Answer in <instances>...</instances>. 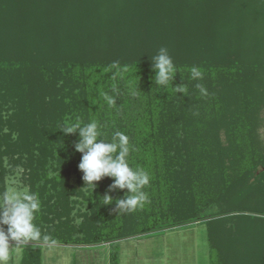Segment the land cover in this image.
<instances>
[{
	"label": "trees",
	"instance_id": "obj_1",
	"mask_svg": "<svg viewBox=\"0 0 264 264\" xmlns=\"http://www.w3.org/2000/svg\"><path fill=\"white\" fill-rule=\"evenodd\" d=\"M194 1L0 0V77L9 76V80L13 81V83L9 81L6 94L1 96V99H5V103H7L6 98L10 97L11 104L14 103L18 108L14 116L17 119L16 124L12 121L9 123V128L19 133V144H15L14 147L19 145L22 151L29 154L30 145L36 141L42 146L43 159L51 157L55 151L61 155L66 150L68 152L66 161L58 176H68L70 172L67 169V160H69L70 167L74 163H79L78 159H81L82 156L74 148L75 142L79 139V134L77 131L75 134L65 135L58 128L63 123V118L69 120L79 116L85 122L93 119L101 121L106 125V137H110L113 131H121L127 135L130 146L135 149L130 156V159L134 161L133 164H153L161 159V163L170 170L169 165L178 156L181 160L184 159L181 148L189 146L191 142L188 133L189 122L194 123L197 117V114L189 108L191 99L195 94L200 95L198 99L206 96V89L201 91L194 85L199 81L189 79L190 69L188 68L189 62L186 60V53L189 50H194V48H191L194 39L191 41L192 39L189 36L190 33L193 37L194 33L192 35L190 29L188 30V26L194 24L193 21L196 20L200 11H203V16L207 15L209 7L210 12L217 13L219 16L223 10H227V15L241 10L244 16L246 18L251 17V21L258 24L257 26H259L261 18L264 17V9L260 11L255 8V3L264 6V0ZM137 3H143L146 10H153L157 13L162 10L164 13L172 14V12H175L179 16L183 15L180 18L177 17V19L171 20L172 22H168L166 29H161L162 22L150 20V17H146L147 20H144L142 17V25L145 29L153 32L155 28L160 32H153L154 35H151L150 32L142 33L140 38L137 36V40L143 38L142 44L136 40L141 45L137 53L149 48L150 43L147 40L151 36H155L158 32L160 34L156 35L152 43L153 47L149 49L151 53L148 52L147 58L141 60L133 58L137 54L136 49H134L136 46H133L131 53L126 52L129 44H122L121 41L127 43L130 39H121L120 41L118 37L120 31L114 28L116 22L121 25L122 22L126 24L124 19L129 16V9L137 6ZM105 14L110 17V23H106L108 22L107 19L106 22L102 21L101 17H104ZM156 15L161 17L160 14ZM202 21L204 23V17ZM221 22L219 21L218 25ZM112 23L114 26H112ZM185 30L188 31V34L184 33ZM81 33L84 35L88 33L85 39L88 40L86 41L87 44H90L85 46L84 50L80 42L84 40L79 39ZM91 40L92 42H89ZM109 42L112 43V46L115 42L118 43L117 53L107 49V43ZM183 45L186 50H180ZM96 46L101 49L98 54L94 52ZM160 47L169 49V53L180 71L175 76L173 86L187 83L188 96L184 93H177V89L172 86L171 81L167 88H156L152 79L155 73L152 70L151 55L154 56ZM92 48H95V50ZM237 63L228 62L226 59L220 61L219 59L210 60L206 58V61L201 64L202 68H200L203 72L202 83L203 81L205 83L206 79L209 81L218 79L221 75H224V78H222L226 81L230 80L229 75L236 76L228 84L223 83L219 87L218 93L225 92V95H221L225 98L229 97V93L233 94L234 89H236L246 97L248 95V82L244 79L246 76L244 74L231 75L237 72L231 70L233 64L236 67ZM246 67V65H242L236 68L241 69L240 72H245ZM25 71H28L31 77L38 72L50 75V77L53 76V81L50 84H53L54 90L58 94L49 96L48 105L45 106L47 96L37 97V88L34 85L30 88L27 84L29 77L26 81H18L21 73ZM253 75L254 79L259 77ZM91 76H96L97 80L103 81L98 90L96 87V91L88 88V84L97 81L92 79ZM19 82L22 85L21 87ZM262 82L261 96L264 94V80ZM59 83H62V88L57 90V84L59 85ZM202 83L199 82V84ZM231 86L234 89H229ZM18 89L22 96H27V99L17 96ZM39 89H44V87ZM97 93H102L99 94V99H96ZM60 94L62 95L60 96L61 100L57 98ZM252 96L254 97V95ZM252 96L249 94V97L244 98L245 105L243 104V107L247 112L251 108L250 99ZM106 97L115 98L116 103L111 106L108 105ZM259 100L262 101V99ZM197 105L200 106L201 103L197 102ZM38 108L40 111L36 114L35 109ZM25 119L27 122L24 124ZM245 123H248V120ZM179 125L182 126L181 129ZM1 133L0 126V176H4V159L12 153L13 145L10 143L11 136L9 134L1 135ZM245 134L247 136L246 143L252 149L251 152H257L251 162L250 169H256V165L264 166V145L251 134L249 128L245 129ZM243 135L241 134V139H243ZM215 137L217 136L215 135ZM155 144L161 149H169V145L172 149L178 150V156L174 157L169 152L164 156L163 154L160 156L157 154L156 148L153 147L156 146ZM234 147L236 148L235 144ZM218 148H220V145ZM73 152L76 154L74 155ZM54 156L56 157V155ZM59 178L53 180L52 186L54 189H57L60 182ZM103 182L110 185L107 178L103 179ZM31 190L38 193L41 201V210L37 215L36 223L40 226L42 233L49 239L35 245H32L33 242H30L27 246L21 243L23 249L21 264H43L40 247L45 244L65 246L106 244L110 246L109 264H121L120 245L118 243L126 235L122 226L106 210V207L103 208V213L98 212L96 218L91 219L87 225L82 227L81 238H74L71 230L66 231L61 226L49 233L45 226L47 221L45 197H50L48 186L46 184L41 186L33 184ZM148 205L155 208V210L146 214V227L140 229L139 234H150L180 226L181 222L172 218L175 216V212L171 213L173 209H163L160 206L156 208V205L152 202H149ZM237 217L239 216H227L223 219L217 218L218 220L212 219L213 217L210 218L208 231L210 264H219L218 244L213 231L215 222L229 221L228 219ZM197 219L198 217L187 220L184 225L194 223L198 221Z\"/></svg>",
	"mask_w": 264,
	"mask_h": 264
},
{
	"label": "rangeland",
	"instance_id": "obj_2",
	"mask_svg": "<svg viewBox=\"0 0 264 264\" xmlns=\"http://www.w3.org/2000/svg\"><path fill=\"white\" fill-rule=\"evenodd\" d=\"M255 8L262 11L264 6L255 3ZM209 9L210 7L207 10V15L204 16L203 11H200L196 20L193 21L194 24L188 26L192 35L194 33L193 37L189 33L191 41L194 39L196 42L195 44L193 41L191 47L194 50H189L186 53V60L189 62L188 68L190 69L192 66L202 68L201 64L206 61V58L238 62L236 67L246 65L247 70L240 72L241 69L231 64V70L237 71L231 75L244 74L246 76L244 79L248 82V95L245 97L232 86L229 89H234V93H229V97H221V95H225V92L218 93L219 87L223 83L228 84L236 76L229 75V81L223 79L224 75L210 81L206 79L205 83L204 81L202 83L201 79L198 80L202 83L203 89H206V96L198 99L200 95L195 94L191 99L189 108L197 114V117L194 123L189 122L188 133L191 142L189 146L181 148L184 159L181 160L178 150L172 149L169 145V149H161L156 144L153 147L156 148V152L160 156L162 154L164 156L168 152L174 157L178 156L169 165L170 170L161 163V159L153 164H133L134 161L130 159L134 166L143 167L152 177L150 185L145 189L148 201L143 208L127 212L118 211L115 203L102 205L104 201L102 196L111 195L116 200L122 198L124 192L109 193V185L100 181L101 184L97 182L98 187L91 194V189L84 188L83 173L78 168L81 159H78L79 163H74L75 165L70 167L69 160H67V169L70 174L58 176L66 161L68 153L66 150H64V154L60 155L54 149L55 153L51 157L43 159L42 146L36 141L30 145L29 154L22 151L19 145L14 147L15 144H19V133L12 131L9 128V123L12 121L16 124L17 119L14 116L18 108L14 103L11 104L10 97L6 98L7 103H5V99H1V96L6 94V88L9 85V72L6 74L8 77H0V126L3 133L1 135L9 134L11 136L10 143L13 146L12 153L4 159L5 175L0 176V191L12 179L27 185L30 189L33 184L39 186L46 184L50 191V197H45L47 232L50 233L61 226L66 231L71 230L74 238H81L82 227L87 225L91 219L96 218L98 212L103 213V208L106 207V210L122 226L126 235L118 243L120 252L122 249L125 257L135 259L134 264L145 263L144 259L146 258L149 259V262L157 263L161 260L162 255L166 261L161 264H210L208 242L210 218L218 220L227 216H239L235 219H228L229 221H217L214 224L213 231L218 244L219 264H264V166L256 165V169H250L251 162L257 152H251L252 149L246 143L247 136L245 134V129L249 128L251 134L264 145V94L260 95L264 80V17L261 18V22L257 26L258 24H254L251 17L246 18L241 10L231 15H227V10H223L219 16L217 13L210 12ZM146 11L147 13H145ZM156 14H160L161 17ZM181 16L175 12L170 14L164 13L162 10L158 13L146 10L143 3H137V6L129 9V16L124 19L126 24L122 22L121 25L116 22L115 26L113 23L112 26L120 31L121 37L118 36L120 41L121 39H130L127 43L121 41L122 44H129L126 52L131 53L133 46H136L134 49L137 53L141 47L137 41H140L141 44L143 41V38L138 40L137 38H140L142 33L150 32L151 35H154L159 31L154 28L153 33L145 29L142 25L143 19L147 20L146 17H150V20H158V22H162L161 29H166L168 22ZM203 17L205 18L204 23ZM101 19L103 22H106L107 19L106 23L111 21L106 14ZM219 21L222 22L218 25ZM159 32L157 34H160ZM184 33L188 34V31L185 30ZM80 35L79 39L84 40L80 41L84 50L85 46L90 45L85 39L88 33ZM156 35L147 40L150 43L149 48L134 55V59L147 58L148 52L151 53L149 49H152ZM107 45L109 51L117 53L119 48L117 42L113 46L110 42ZM92 49L95 50V48ZM184 49L186 50V47L183 45L180 50ZM94 52L100 53V47L96 46ZM102 54L104 53L102 52ZM200 70L202 72V69ZM253 74L259 77L254 79ZM20 76V80H18L20 82L28 80L29 77L27 84L30 88L33 85L37 88V97L47 96L45 106L49 103L50 95L58 94L57 91L55 92L53 84H50L53 81V76L38 72L31 77L28 71L21 73ZM91 78L96 79V76H91ZM101 84L103 81L98 79L96 82L88 84V88L96 91V87L98 90ZM61 86L62 83L57 84V90L62 88ZM41 87L44 89H39ZM45 88L47 89L45 90ZM102 93H97L96 99H99V94ZM249 94L254 97L252 96L250 99L251 108L247 112L243 104L245 105L244 98L249 97ZM17 96L25 97L21 95L20 91ZM60 96L62 95L57 97L59 100H61ZM197 102H200L201 105H197ZM39 111V108L35 109L36 114ZM245 117L247 119H244ZM65 120L63 118V122ZM246 120L248 123H245ZM26 122L25 119L24 124ZM179 128L181 129L182 126L179 125ZM241 134H244L243 139H241ZM219 145L220 148H218ZM57 177L62 178H59L57 189H54L52 184ZM107 181L112 183L110 178H107ZM149 202L155 204L156 208L160 206L163 209H173L171 213L175 212V216L172 218L181 222L180 226L150 234H139L140 229L146 227V214L155 210L148 205ZM195 217H198V221L184 225L187 220ZM20 248L19 246L14 251L13 261H22L20 253L22 249ZM40 248L43 264L47 261L49 263L50 259H53L54 262L62 259L60 264H80L79 255L93 250L102 252L105 256V259L100 256L97 260L109 264L110 246L106 244L98 246L45 244ZM18 255L21 260L18 259ZM124 259L126 260V258ZM13 261L11 259V264L14 263Z\"/></svg>",
	"mask_w": 264,
	"mask_h": 264
},
{
	"label": "clouds",
	"instance_id": "obj_3",
	"mask_svg": "<svg viewBox=\"0 0 264 264\" xmlns=\"http://www.w3.org/2000/svg\"><path fill=\"white\" fill-rule=\"evenodd\" d=\"M152 78L156 88H167L177 73H180L167 47H160L157 53L151 55ZM184 78V77H183ZM203 78L201 70L192 66L189 79L198 81ZM174 87V86H173ZM187 83L176 86L177 93L186 91ZM203 91V86L195 84ZM108 105L116 103L115 98L106 97ZM104 125L99 120L85 122L81 117L65 120L58 128L65 135L75 134L78 131L79 139L74 144L76 152L82 154L78 165L83 173L85 187L91 189V194L98 187V183L105 178L112 179L109 193L122 191V198L114 200L111 195H104L102 205L115 203L118 211L132 212L143 208L148 201L146 187L151 183V175L143 167L133 166L130 162L131 153L135 151L130 146L129 138L121 131H113L110 137L105 135ZM70 158V157H69ZM41 210V201L38 193L30 187L12 179L0 191V264H11L14 251L23 243L25 246L33 242L35 245L49 238L42 233L36 223L37 215ZM6 226V227H5ZM12 242H15L13 245Z\"/></svg>",
	"mask_w": 264,
	"mask_h": 264
},
{
	"label": "crops",
	"instance_id": "obj_4",
	"mask_svg": "<svg viewBox=\"0 0 264 264\" xmlns=\"http://www.w3.org/2000/svg\"><path fill=\"white\" fill-rule=\"evenodd\" d=\"M14 244L15 243H13V245ZM20 247H21V245H20ZM20 249H22V247ZM121 251H122V252H120L121 264H134L135 263V259L134 260L130 259L128 256L125 257L124 254H123V250L122 249H121ZM20 253H21V257H22L23 256V249L20 250ZM18 256H19L18 259L21 260L20 255H18ZM100 256H102V259L103 258L105 259V256H104V254H102V252H99V251H96V250L86 251L82 255H79V261H80V264H105V262H100L99 260H97V258L100 257ZM13 258H14V253H13L12 261L14 260ZM124 258H126V260ZM160 259L161 260H159L157 263H154L152 261L149 262V259L146 258V259H144L145 260L144 262L146 264H161V263L166 261V258H164L163 255H162V257H160ZM61 260L62 259H59L57 262H54L53 259H50L49 263L47 261L45 264H60ZM13 262H14L13 264H21V261H18V260H17V262L16 261H13ZM145 263H141V264H145Z\"/></svg>",
	"mask_w": 264,
	"mask_h": 264
}]
</instances>
